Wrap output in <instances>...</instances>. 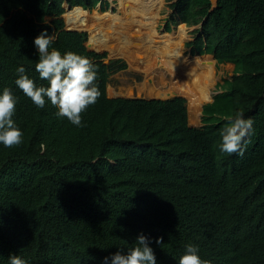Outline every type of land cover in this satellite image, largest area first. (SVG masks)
Wrapping results in <instances>:
<instances>
[{"label": "trees", "instance_id": "obj_1", "mask_svg": "<svg viewBox=\"0 0 264 264\" xmlns=\"http://www.w3.org/2000/svg\"><path fill=\"white\" fill-rule=\"evenodd\" d=\"M101 1L0 0V91L18 97L13 118L23 133L21 144L0 145V264L10 254L28 264H102L140 234L157 264H179L188 244L210 264H264V0H169L165 31L195 27L191 55L235 66L205 104L201 127L190 125L185 98L108 96L127 64L105 63L107 53L89 51L88 34L66 30L63 18L68 7L92 11ZM163 1L138 0L143 9ZM44 30L54 37L50 51L97 69L100 95L80 127L15 85L20 66L47 85L33 44ZM238 112L252 133L242 156L222 154L221 130Z\"/></svg>", "mask_w": 264, "mask_h": 264}, {"label": "clouds", "instance_id": "obj_2", "mask_svg": "<svg viewBox=\"0 0 264 264\" xmlns=\"http://www.w3.org/2000/svg\"><path fill=\"white\" fill-rule=\"evenodd\" d=\"M77 7L80 6L70 7V10L68 7L66 13ZM81 8L88 13L97 11L100 15L106 12V10L102 11L101 7L92 11ZM110 11H112V14L114 13V9ZM51 19L52 17L48 18V20ZM185 25L187 26V24ZM68 29L66 28V30ZM68 31L86 32L88 34L85 30L71 29ZM53 40V35L44 30L33 41L36 54L39 57L35 70L41 80L47 81V85L37 86L34 80L26 74V69L23 66L16 69L18 78L15 80V85L22 90L26 97L30 98L37 108L43 109L46 102L50 103L57 109L55 112L57 118L67 119L73 126L80 127L82 126V113L89 106L95 104L100 95L95 83L97 69L88 58L79 54L73 52L61 54L55 48L50 51ZM88 40L86 46L91 51L89 44L87 45ZM190 56L197 57L200 55L193 56L190 54ZM107 59L108 54L105 63ZM111 61L113 60H109L107 64ZM214 98L215 96L212 97L213 102ZM17 103L18 97L12 93L11 89L4 88L0 91V145L4 148H11L22 143L23 133L13 118ZM207 103H210V101L202 105V113ZM252 130L253 121L244 119L243 114L238 112L221 130L219 151L222 154L236 153L242 156L243 145L246 138L251 135ZM155 242L160 244L161 240L158 238ZM150 243L145 235L140 234L135 241V247L127 250L126 254L118 250L110 257H105L102 264H157ZM8 264H28V262L19 255L10 254ZM179 264H210V262L201 259L198 246L188 244L185 246L184 254L179 258Z\"/></svg>", "mask_w": 264, "mask_h": 264}, {"label": "rangeland", "instance_id": "obj_3", "mask_svg": "<svg viewBox=\"0 0 264 264\" xmlns=\"http://www.w3.org/2000/svg\"><path fill=\"white\" fill-rule=\"evenodd\" d=\"M124 1L126 0H123V2ZM107 3L113 5V15H115V19L111 17L98 22L94 19L95 16L99 17L105 15V13H111L112 11H110L109 8L108 11L102 15H100L97 11H93L92 13H89V15L84 16H82L83 14L80 11H78V13H66L64 15V19L67 29H78L88 32L89 40L87 45L89 44L91 51L99 53L106 52L108 54L106 63L108 60H122L127 64V68L125 70L112 75L107 89L108 96L110 98H144L148 100H167L176 97L185 98L187 100L190 125L201 127L203 125L202 108L200 109V113L198 115H194L192 113L191 108L194 106V100L191 96L192 93L190 89L186 90L181 88V83H179V81L188 76L190 70V59L196 58L190 56V49L186 46V44L193 39V31L196 28L186 26V30L184 29L181 31L183 36L182 43H179L180 39L176 33L180 30H177L180 24L178 26H173L170 33L165 31L164 26L172 12L170 8L171 2L169 0H164L162 7L160 4H157L149 9H141L138 7L140 5H136L134 9L132 8L133 5H123V3L122 5H119V0H107ZM152 11L153 14L151 13ZM149 12L152 17L156 15V18H154L155 21H143V16H146ZM134 14L136 15L135 18ZM114 23L116 24L113 25ZM141 24L145 31L140 30L139 26ZM149 30H152V32H149ZM124 33H127V35L129 34L131 38L125 41L123 38ZM139 35H142V38L145 39L147 44H152L154 42L157 43L156 46L149 48L148 52L145 51L141 54L142 57L145 56L143 59L135 61V54L130 56H128V54L127 56L120 54L115 55V53H119L118 51H120L116 49L118 47L124 50H127L128 47L140 50V48L137 49L139 46L137 42L140 40L135 38L139 37ZM164 36H169L170 40H163ZM176 43H179V47H177V49H175ZM173 49L175 50L173 51ZM168 53L175 54L178 57H182L186 62L188 61L187 71L185 72L181 70L177 72L176 63L169 58H167V61H169V63H167V67H164L162 65L163 54H166L167 56ZM208 57L213 59V57L209 55L201 58L204 62H206V66L211 69V73L214 77L213 83L215 85L211 88L210 96H207V99L201 103V107L204 103L211 101L213 96L221 92V90L218 89V85H223L225 79H231L235 69L232 64L219 65L218 63H215L214 69L211 67L212 62L208 60ZM152 58L154 59V61H152L153 65L149 67L145 63ZM199 79L201 80L203 78L199 77ZM206 89L207 86H200L199 92L205 91Z\"/></svg>", "mask_w": 264, "mask_h": 264}, {"label": "bare ground", "instance_id": "obj_4", "mask_svg": "<svg viewBox=\"0 0 264 264\" xmlns=\"http://www.w3.org/2000/svg\"><path fill=\"white\" fill-rule=\"evenodd\" d=\"M123 5H129V1L123 2ZM69 13H78V11L69 12ZM151 13L153 14V11ZM83 15H86V14H83ZM111 17L114 18L115 15H113L112 13H106L105 15L99 16L98 19H97V22L100 21V20H104V19L106 20V18H111ZM154 18H156V15H154L152 17L151 14H149V15L147 14L146 16H143V21H146V20L155 21ZM115 24L116 23H114L113 25H115ZM142 24L139 26V28H140V30H144L145 31V29L143 28ZM133 27H134V25H133ZM166 34H168V33H166ZM128 35H127V33L126 34L124 33L123 38L126 39L128 37ZM179 43H181V41H179ZM179 43L175 44V49H177V47H179ZM139 47L142 48V51L138 54V57L142 56L141 54L145 52L146 44L139 45ZM116 49H118L120 51H118L119 53H115V55L120 54V55H124L125 56V55H127L130 52L131 47H128L127 50H124V49H122L120 47H118ZM175 49H173V51ZM163 58L165 59L163 61V66L164 67H167V63H169V61H167V58H169V59H171L172 61H174L176 63V67H177L176 71L177 72H179L181 70L185 71V72L187 71L188 64L186 65V68L183 69L182 68L183 65H182L181 61L179 59H177L176 57H174L171 53H168L167 56H166V54H163ZM209 61L212 62V66L211 67L213 68L214 62L212 60H209ZM199 77H201L203 79L200 80ZM213 79H214V77H213V75L211 73V69L208 66H206V62H204V60L201 57H196L195 60L193 61V64L190 63V70H189L188 76L186 78H184L183 80L179 81V83H181V88L186 89V90L190 89V91L192 93L191 94L192 99L194 100V102H193L194 106H193L192 109H195L197 112H200V109L202 108L200 106L201 103H203L207 99V96H210V94H211V88L215 85L213 83ZM200 86H207V89L205 91L199 92Z\"/></svg>", "mask_w": 264, "mask_h": 264}, {"label": "crops", "instance_id": "obj_5", "mask_svg": "<svg viewBox=\"0 0 264 264\" xmlns=\"http://www.w3.org/2000/svg\"><path fill=\"white\" fill-rule=\"evenodd\" d=\"M126 1H128V0H126ZM125 2V1H124ZM122 3H123V0H119V5H122ZM100 5H101V7H105L104 9L106 10V12L108 11V8L110 9V10H112V9H114L113 8V5L112 4H108L107 3V0H102L101 1V3H100ZM129 5H133L132 6V8L134 9L135 8V6L136 5H140V3L138 2V0H134V1H129ZM138 7H140L141 9H143L141 6H138ZM137 7V8H138ZM137 10V9H136ZM109 13V12H108ZM106 14V13H105ZM114 14V13H113ZM150 14V12L148 13V15ZM81 16V15H80ZM82 17V16H81ZM136 17V15L134 14V18ZM94 18V17H93ZM94 19H96V22H97V19H98V17L97 16H95V18ZM77 23V22H76ZM181 31H183V29H180L179 31H177L176 33L178 34V36H179V39H180V41H181V43H182V41H183V36H182V33H181ZM149 32H152V30H149ZM131 38V36H129L128 35V37L125 39V41H127V40H129ZM137 40H140V41H138L137 42V44L138 45H142V44H146V47H145V51H147L148 52V50H149V48H151V47H154V46H156L157 45V43H152V44H147V42L145 41V39H143L142 38V35H139V37H135ZM163 40H170L169 39V36H164L163 37ZM140 47L138 46V48L137 49H139ZM134 51V52H133ZM142 51V48H140V50H136L135 48H131V50H130V52H133V53H128V56H130V55H132V54H135L136 55V61H139L140 59H143L145 56H139L138 57V54L140 53ZM172 54V53H171ZM174 57H176L177 59H179L180 61H181V63H182V68L183 69H185L186 68V65H187V62L182 58V57H178V56H176L175 54H172ZM127 56V55H126ZM165 59L163 58V61H164ZM195 60V59H194ZM193 59H190V63L191 64H193V61H194ZM208 60H212L213 61V59L212 58H210V57H208ZM152 61H154V59L152 58V59H150V60H148L145 64H147V66H149V67H151V65H153V63H152ZM214 62V66H213V68L215 69V61H213ZM163 65V64H162ZM192 109V108H191ZM192 113L194 114V115H198L200 112H197L195 109H192ZM194 126V125H193Z\"/></svg>", "mask_w": 264, "mask_h": 264}, {"label": "water", "instance_id": "obj_6", "mask_svg": "<svg viewBox=\"0 0 264 264\" xmlns=\"http://www.w3.org/2000/svg\"><path fill=\"white\" fill-rule=\"evenodd\" d=\"M214 1V0H213ZM215 2H216V0L213 2L214 4H215ZM77 8H80V9H82L81 7H77ZM71 8L69 7V10H70ZM69 30H71V29H69ZM197 57H204V56H197ZM213 61H215L216 62V60L213 58ZM108 62H109V60H108ZM211 102H213V99L210 101V103ZM203 107V106H202Z\"/></svg>", "mask_w": 264, "mask_h": 264}]
</instances>
